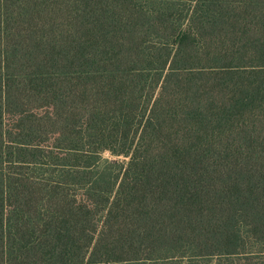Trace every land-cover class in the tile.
<instances>
[{
  "label": "trees",
  "instance_id": "16d2710c",
  "mask_svg": "<svg viewBox=\"0 0 264 264\" xmlns=\"http://www.w3.org/2000/svg\"><path fill=\"white\" fill-rule=\"evenodd\" d=\"M0 264H264V0H0Z\"/></svg>",
  "mask_w": 264,
  "mask_h": 264
},
{
  "label": "rangeland",
  "instance_id": "374dc122",
  "mask_svg": "<svg viewBox=\"0 0 264 264\" xmlns=\"http://www.w3.org/2000/svg\"><path fill=\"white\" fill-rule=\"evenodd\" d=\"M104 156H105V157H110V158L113 157V156H111V154H110L109 152H105V153H104ZM113 158H118V157H113Z\"/></svg>",
  "mask_w": 264,
  "mask_h": 264
}]
</instances>
